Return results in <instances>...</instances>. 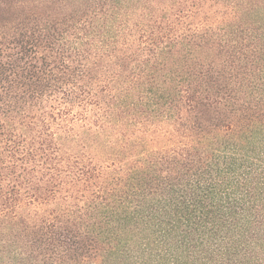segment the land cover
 <instances>
[{
	"label": "trees",
	"instance_id": "trees-1",
	"mask_svg": "<svg viewBox=\"0 0 264 264\" xmlns=\"http://www.w3.org/2000/svg\"><path fill=\"white\" fill-rule=\"evenodd\" d=\"M0 264H264V0H0Z\"/></svg>",
	"mask_w": 264,
	"mask_h": 264
}]
</instances>
